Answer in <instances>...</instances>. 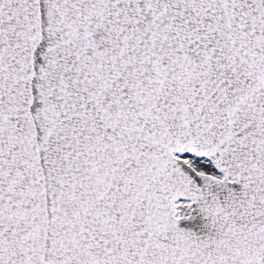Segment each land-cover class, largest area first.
I'll return each mask as SVG.
<instances>
[{"label": "snow or ice", "instance_id": "obj_1", "mask_svg": "<svg viewBox=\"0 0 264 264\" xmlns=\"http://www.w3.org/2000/svg\"><path fill=\"white\" fill-rule=\"evenodd\" d=\"M0 264H264V0H0Z\"/></svg>", "mask_w": 264, "mask_h": 264}]
</instances>
